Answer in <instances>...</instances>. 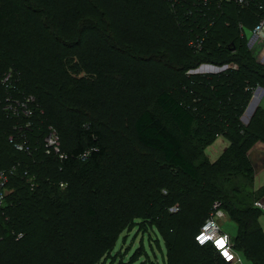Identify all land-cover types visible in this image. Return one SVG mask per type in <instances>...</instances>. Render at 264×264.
Returning a JSON list of instances; mask_svg holds the SVG:
<instances>
[{
  "label": "trees",
  "instance_id": "trees-1",
  "mask_svg": "<svg viewBox=\"0 0 264 264\" xmlns=\"http://www.w3.org/2000/svg\"><path fill=\"white\" fill-rule=\"evenodd\" d=\"M212 2L214 7L208 8L195 7L192 2L174 6L170 0H135L133 9L139 15L140 23L147 27L155 23L156 27L153 26L155 29L165 26L171 37L162 43L161 40L153 48L128 47L126 51L136 57H143V53H151L147 58L153 59L154 56L163 58L174 47L177 61L191 83L189 86L191 97L197 96L196 87L199 86L200 78L208 80L216 77V74H187L188 70L196 69L207 62L216 64L235 62L242 65L243 68L238 70L232 68L230 73L221 72V79L219 77L221 83L214 86L213 96L219 99V102L222 101L223 105L229 104L226 112H222L220 116L224 120L229 119L230 123L226 126L221 123L218 127L219 123L209 116V108L200 109L194 98L175 95L168 88L156 87L151 94L149 106L133 116V134L139 147L158 153L157 158L161 157L163 164L177 170L186 178L178 180L175 189L178 190V194H172V200L178 198L177 201L185 204L186 193L192 187L203 193L200 196L208 197L192 198L194 209L197 208V211L189 210L184 214H178L177 220L173 219L174 223L161 227L168 246L167 264H228L212 244L200 245L195 238L209 217L213 202L217 199L222 201L225 213L238 225V234L236 238H232L235 249L242 252L253 264H264V234L259 220L262 209L255 205L257 200L264 198V187L255 188V167L248 155L256 142H264V109L259 107L247 126L240 125L242 130L235 127V123L238 124V117L252 97V89L260 83L264 86V64L257 62L251 54L248 55L246 50L240 51L238 48L234 50L235 43L232 46L228 45L237 39L244 42L247 37L241 34L242 28L238 26L242 22L243 28H254L264 16V12L261 14L254 4L240 7L235 2H224L218 7L215 1ZM33 3L32 0L27 2L0 0V23L4 19L21 16L26 24L31 25V29L41 34L46 32L50 38L54 37V30L51 32L46 30L49 24L44 17L45 10L36 8ZM124 3L129 7L131 2L124 0ZM104 10L101 9L99 12H105ZM91 12L94 14H85L83 29L88 27L87 23L90 20L98 16L94 9ZM105 25L108 27L109 22H105ZM197 29L202 30V36L205 38L200 50L194 53L190 41ZM15 30V36L25 31L24 26H16ZM18 42L19 44L15 43V48H19L21 52L19 58L25 63L29 79L39 80L35 85L30 83L36 92L31 93L25 88L24 82L27 78L24 77V69L13 67L14 65L8 68L9 66L4 64L5 60L19 58L6 52L2 45L0 69H4L5 72L0 76L2 90L0 106L2 110L6 109L4 102L8 96L18 98L32 94L36 98L33 106L21 105L18 113L20 115H13L16 123L13 131H16L15 128L26 129L27 123L31 122L30 127L36 131V136L40 137L42 149L39 154L35 153L34 147L32 154L23 153L10 141V134H4L2 138L0 149L12 160L11 164L16 165L10 181L15 178L17 182L16 190L7 197L5 214L9 219L3 221L1 230L3 241L0 264H96L109 252L119 234L128 228V214L117 211L115 214L121 215L116 216L114 220L113 209L110 206L100 211L98 208L99 196L105 194V201H108L117 186L116 179L103 174L104 159L109 153L107 133L98 127L97 119L91 112L83 110L80 106L79 109L69 107L67 110L74 142L70 148L61 147V152L67 156L66 158L50 155L43 144L52 128L46 122L48 110L42 104L46 101L44 97L52 94V88L59 87L63 90L65 84H69L84 98L79 100V104L87 102L93 106L99 101L102 89L114 88V77L96 62H91L86 74L76 73L75 76L73 72H69L67 66L65 67L66 62L62 59L63 63L59 64L57 69L62 80L51 82L49 89L44 83V78L38 74L39 68L44 66L40 60L41 56L33 51L37 64L36 68L30 66L24 59L31 51L20 47L24 42L20 40ZM58 50L61 51L57 52L58 54L71 55L69 54L71 50L67 48L57 46ZM170 57L172 58V55ZM37 58L39 60H36ZM244 70H248L250 74L243 79L239 74ZM10 72L13 73L15 80L9 84L3 79ZM228 73L230 76L227 78L225 76ZM254 75V78H250ZM203 86L207 90L212 87L207 83L201 84V87ZM65 90L60 91L58 98L64 96L67 91ZM31 108L34 113L28 116L26 110ZM8 131L11 132L12 129ZM219 136L228 138L230 144L215 162H210L204 150ZM191 138L195 140L194 148L199 151L195 158L188 151ZM139 147L140 153L144 152ZM157 162H160L159 159H156L154 167L156 170L160 169L159 165L157 168ZM11 164L0 165V170L9 168ZM37 164L43 168L53 164L57 176L42 184L38 183V174L32 170ZM30 176H36V185L33 189L28 181ZM125 190L128 192V181L125 183L124 191L122 188L124 194ZM173 191L174 187L169 193ZM208 199H213L209 209L206 206ZM187 207L185 204L184 208ZM135 217H144V214L137 213ZM20 233H23V237L18 238Z\"/></svg>",
  "mask_w": 264,
  "mask_h": 264
},
{
  "label": "rangeland",
  "instance_id": "rangeland-1",
  "mask_svg": "<svg viewBox=\"0 0 264 264\" xmlns=\"http://www.w3.org/2000/svg\"><path fill=\"white\" fill-rule=\"evenodd\" d=\"M27 1L20 0V2ZM134 1L130 0L131 3H129L128 7L125 5L124 0H32L36 8L40 7V10H45L46 14L44 17L49 24L47 25L48 27L46 26V30L47 32L53 30L55 32V36L52 38L48 37L46 32L41 34L31 29V25L26 24V21L21 16L4 19L0 23V48L3 45L2 48H5L6 52L19 58L21 52L19 48H15V43L19 44V40L24 42L20 47H25L31 51L24 60L34 68H36L35 64H37V61H34L35 53L32 52H37V55L41 56L40 60L44 63V66L39 68L38 74L44 78V83L49 89L51 88V82L56 83L62 80L61 75L57 73L59 64L63 63L62 59L66 62L65 67L67 66L70 70L69 72H73L75 76H77L76 73L86 74L91 62H96L114 77V88L102 89L103 91L98 98L99 101L93 106L87 104V102L79 104V100L84 98L78 95L69 84H65L64 89L67 91L65 90L66 93L60 98L57 95L64 89H59V87L57 89L56 87L52 88V94L47 95V98L44 97L46 101L45 104L44 102L42 104L48 110L46 122L52 128V131L47 136V141L43 144L45 149L47 145L51 146V148L56 145L60 150L61 147L70 148L72 146L74 134L71 131L72 127L67 110L72 106L78 109L80 106L83 110L91 112L97 119L98 127L107 133L109 153L104 159L105 169L103 174L108 178L116 179L117 186L114 189L115 193L107 199L108 201H105V194L99 196L98 208L100 211L110 206L113 209L114 220H116V216L121 215L115 214L117 211L128 214V228H125L119 234L109 252L96 264H167L168 246L161 227L170 226L174 223L173 219L177 220L176 215L178 214H184L189 210L195 211L197 208L194 209L195 204L192 198H208L205 195L200 196L203 193L199 189L192 187L188 192L186 191L187 193L185 192L187 194V202L185 204L189 208L185 209V204L177 201L178 198L175 200L171 199L172 194H178V190H175L178 180L186 178L179 174L177 170L163 164L161 157L157 158L159 157L158 153L151 152L137 145L133 134V116L149 106L151 94L156 90V87L168 88L175 95L189 96L190 99L194 98V102L200 109L202 107L209 108V116L219 123L218 127H220L221 123L226 126V124L230 123L229 119L224 120L220 115L222 112H226L229 104L225 103L223 105L222 101L219 102V99L213 96L214 86L221 83L219 80L221 72L229 71L230 73L232 68L237 70L243 68L242 65L235 62L224 64L207 62L202 63L196 69L188 70L187 74L192 72L194 74H216V77L208 80L203 77L200 78L199 86L196 87L197 96L191 97L190 94L192 93L189 89L191 83L188 81L186 72L181 69V64L177 61V53L174 47L163 58L154 56L155 58L153 59L147 58L151 53H143V57H136L133 53L132 56L126 51L128 47L144 49V47L151 46L150 48H153L161 40L162 43L171 37V34L166 32L165 26L155 29L153 27H156L155 23L151 27L141 24L139 15L133 9ZM139 4L141 5L142 2H139ZM100 8L106 11L99 12ZM92 9L96 11L95 14L98 16L90 20L87 23L88 27L83 29L85 14L93 13L91 12ZM105 22H109L108 27L110 29L106 27ZM241 25H243L242 22L238 27L241 28ZM16 26H24L25 31L15 36ZM82 30L84 34L81 35ZM250 30L253 32V28ZM159 31L160 33H158ZM202 33L201 29H197L194 36H191L192 40L199 41L201 38H205ZM247 34L250 36L251 33L247 32ZM216 41L218 42L217 39ZM233 43L236 44L234 50L236 48L240 51L246 50L248 55L251 54L257 62L264 64V57L262 56L264 55V40L253 34L252 37H248L244 42L237 39L228 45L232 46ZM57 46L71 50L69 52L71 55L58 54L57 52L61 51H57ZM192 47L194 48V53L200 50V46H198L197 50L194 46ZM261 52L263 53L261 54ZM171 55L172 58L170 57ZM39 58L36 60H39ZM3 62L6 66H9L8 68L14 65L13 67L24 69L23 74L27 78L24 82L25 88L35 94L36 89L33 85L39 80L29 79L30 76L26 70L25 63H22V59H11V61L5 60ZM198 69L203 71H196ZM4 72V69H0V76ZM229 73L225 77L228 78L230 76ZM249 74L248 70H244L240 72L239 76L244 79ZM254 77L255 75L250 78ZM14 78V75H12L11 82L15 80ZM91 80L94 79L91 78ZM203 83H207L210 87L212 86L211 89L207 90L205 86L201 87ZM261 87L264 88L260 83L252 89V97L242 114L238 117V124L235 123V127L239 130H242L241 126H247L251 122L253 115L250 108L253 103V96ZM1 94L2 90L0 88V98ZM30 96L16 97V99L19 101L29 100ZM31 99V105L33 106L36 98L32 95ZM6 102L5 100L4 103ZM0 105H2L1 99ZM15 106L18 108V112L20 105L15 102ZM4 110L0 106V146L3 143L4 134H10V137L16 138L17 142L28 148L21 152L32 154L34 147L35 153L39 154L42 149V143L40 142V137L36 136V131L34 132L31 129V122L27 123L28 128H15L16 131L14 132L13 128L16 123L13 115L19 116L20 114H15L16 112L11 110ZM10 129H12L11 132L8 131ZM226 142H228L226 137H219L205 148V155L210 162H215L225 151V148L227 149L229 143L226 145ZM194 144L195 140L191 138L188 143V151L193 158L199 152L197 148H194ZM138 147L144 152L140 153ZM51 150L53 151H51L50 155H56L61 158L60 153L56 152L55 149ZM156 159L160 161L157 162V168L158 165L160 168L157 170L154 168L156 167ZM11 163H13L12 160L0 149V165L8 166ZM14 166L11 164L9 168ZM32 170L35 174H38V183L40 184L57 176L53 164H49V167L46 168L37 164ZM35 179L36 176H33V181L28 180L32 189L36 185ZM127 181L128 192L125 190L126 194H124L122 188L124 191ZM16 182L15 178L9 181L11 192L16 190ZM143 186L145 187L142 188ZM173 187L174 191L169 193L171 189L173 190ZM212 201L213 199L206 201L208 209ZM106 202L108 203L105 205ZM137 213H143L144 217H135ZM226 219L229 218L227 217ZM226 219L223 224L221 223L223 230L235 236L237 233L236 223L231 219L229 221ZM170 230H172L171 227ZM244 258L247 260L246 257ZM245 263L251 264L248 260Z\"/></svg>",
  "mask_w": 264,
  "mask_h": 264
},
{
  "label": "built area",
  "instance_id": "built-area-1",
  "mask_svg": "<svg viewBox=\"0 0 264 264\" xmlns=\"http://www.w3.org/2000/svg\"><path fill=\"white\" fill-rule=\"evenodd\" d=\"M174 6H179L183 3H190L192 2L195 7H201V6H207L208 8H212L213 2L215 1L218 4V7L221 6L222 3L224 2H235L237 5L240 7H246L251 4H254L257 6L258 10L263 14L264 12V0H170ZM215 3V4H216ZM199 9V8H197ZM203 10V9H202ZM241 28L243 29V25H241ZM253 34L262 40H264V16L260 18V20L255 24L253 28ZM204 38L199 40V41H190V44L194 46L197 50L198 46L200 48L202 47V42ZM263 52H261L262 54ZM261 56V55H260ZM264 57V55H262ZM264 62V60H263ZM262 63V62H261ZM193 73V72H192ZM13 73H9L5 76L4 82H8L10 84L11 78H12ZM32 96H30L29 100H24V101H19L16 98H13V96H8L6 98V104L5 107L7 110H11L13 112H16L15 114L19 113L20 110L17 112L15 102L19 104L20 106H29L31 105L32 102ZM27 115H32L33 111L32 109H27L26 110ZM17 139L14 137H10V141L14 144L15 148L19 151L27 150L28 148L24 146L22 143L17 142ZM47 141V139H46ZM47 144V143H46ZM51 149H55L56 152L60 153V157L62 159L66 158L67 156L61 152V150L58 148V146H54V148L49 145H47L46 152L48 154L52 153ZM16 169V165L11 168L7 169H2L0 170V252H1V246H2V241H3V235L1 234L2 227L4 225L3 221H7L9 218L5 214L6 212V207H7V197L11 192L9 189V181H10V176L14 175ZM29 174L28 172H26ZM29 179L33 181V176H30ZM34 185V183H32ZM255 205L262 210H264V201L262 200H257L255 202ZM226 216V213L223 209V203L221 200L217 199L213 202L212 204V209L210 211L209 217L206 219V221L203 223L201 226L199 232L196 234V241L200 245H206V244H212L216 250L219 252L220 256L223 258L225 262L228 264H244L243 257L241 254L235 249V244L232 239V236L225 232L222 228L221 220ZM23 237V233L18 234V238ZM219 239L224 240V247H220L216 241ZM228 253V257H231L229 259L224 255V253Z\"/></svg>",
  "mask_w": 264,
  "mask_h": 264
},
{
  "label": "crops",
  "instance_id": "crops-1",
  "mask_svg": "<svg viewBox=\"0 0 264 264\" xmlns=\"http://www.w3.org/2000/svg\"><path fill=\"white\" fill-rule=\"evenodd\" d=\"M247 32L251 33L250 36L252 37L253 32H251V30L248 27H244L242 29V35L246 36L248 38L250 36L247 34ZM259 107L264 109V88H262V87L257 92L254 93L253 103H252L251 108H250L252 115L255 114L256 110ZM219 137H225V136H219ZM227 143L230 144V141L228 140V142H226V145H227ZM248 155H249V158L255 167V188L256 189L262 188V187H264V142H262V141L256 142L252 146V148L249 150ZM260 200L264 201V198H262ZM261 211H262V213H261L259 220H260L262 230H263V234H264V210H261ZM227 217L229 219H231L229 217V215L226 214V216L224 218H222V220H221L222 224H223V222H225V219ZM229 219H226V220L229 221ZM236 226H237V233L235 236L231 235L232 238L233 237L236 238V236L238 234V225L236 224ZM239 253L241 254L242 252H239ZM242 254H241V256L243 257V260H245V261L248 260L251 264H253V262L251 260H249L244 254L243 255ZM244 257H246L247 260ZM245 261H244V264H246Z\"/></svg>",
  "mask_w": 264,
  "mask_h": 264
},
{
  "label": "snow or ice",
  "instance_id": "snow-or-ice-1",
  "mask_svg": "<svg viewBox=\"0 0 264 264\" xmlns=\"http://www.w3.org/2000/svg\"><path fill=\"white\" fill-rule=\"evenodd\" d=\"M216 243L220 246V247H224V240L223 239H219V240H217L216 241ZM224 255L226 256V257H228V253L227 252H225L224 253ZM229 259H231V257H228Z\"/></svg>",
  "mask_w": 264,
  "mask_h": 264
},
{
  "label": "water",
  "instance_id": "water-1",
  "mask_svg": "<svg viewBox=\"0 0 264 264\" xmlns=\"http://www.w3.org/2000/svg\"><path fill=\"white\" fill-rule=\"evenodd\" d=\"M200 69H198V70H196V71H199ZM196 71H194V72H196Z\"/></svg>",
  "mask_w": 264,
  "mask_h": 264
},
{
  "label": "bare ground",
  "instance_id": "bare-ground-1",
  "mask_svg": "<svg viewBox=\"0 0 264 264\" xmlns=\"http://www.w3.org/2000/svg\"><path fill=\"white\" fill-rule=\"evenodd\" d=\"M206 70V69H205ZM200 71H203V70H200ZM247 105V104H246ZM244 107V106H243Z\"/></svg>",
  "mask_w": 264,
  "mask_h": 264
}]
</instances>
